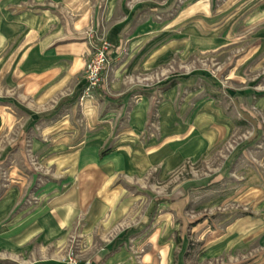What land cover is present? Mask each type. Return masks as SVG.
<instances>
[{
	"label": "rangeland",
	"instance_id": "obj_1",
	"mask_svg": "<svg viewBox=\"0 0 264 264\" xmlns=\"http://www.w3.org/2000/svg\"><path fill=\"white\" fill-rule=\"evenodd\" d=\"M149 9L111 45L102 87L74 109L12 110L10 128L0 115V214L9 207L11 222L44 208L77 187L83 164L99 166L100 187L138 201L132 264H264V0ZM84 237L39 258L102 264L91 249L110 239L90 248Z\"/></svg>",
	"mask_w": 264,
	"mask_h": 264
},
{
	"label": "crops",
	"instance_id": "obj_2",
	"mask_svg": "<svg viewBox=\"0 0 264 264\" xmlns=\"http://www.w3.org/2000/svg\"><path fill=\"white\" fill-rule=\"evenodd\" d=\"M151 5L153 0H0L2 125H16L12 110L35 118L37 110L74 109L95 40L121 43L119 37L139 13L149 15ZM133 115L136 125L145 118L139 108ZM81 169L84 177L77 187L50 198L44 208L20 212L11 222L9 207L0 214V264H43L40 256L57 255L69 236L78 235L90 248L99 237L110 239L105 249H91L102 264H132L127 242L138 227L132 225L138 201L100 187L106 176L99 166Z\"/></svg>",
	"mask_w": 264,
	"mask_h": 264
},
{
	"label": "built area",
	"instance_id": "obj_3",
	"mask_svg": "<svg viewBox=\"0 0 264 264\" xmlns=\"http://www.w3.org/2000/svg\"><path fill=\"white\" fill-rule=\"evenodd\" d=\"M111 44L103 37H99L92 45L89 59L84 68V82L80 93V99L92 95L95 90L104 84L103 73L108 66ZM68 264H79L72 256L68 257Z\"/></svg>",
	"mask_w": 264,
	"mask_h": 264
}]
</instances>
